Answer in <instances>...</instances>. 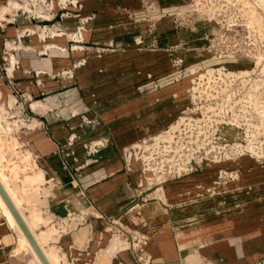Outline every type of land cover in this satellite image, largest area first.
I'll use <instances>...</instances> for the list:
<instances>
[{
    "label": "crops",
    "instance_id": "crops-1",
    "mask_svg": "<svg viewBox=\"0 0 264 264\" xmlns=\"http://www.w3.org/2000/svg\"><path fill=\"white\" fill-rule=\"evenodd\" d=\"M81 1L91 17L82 49L37 35L13 47L31 22L0 17V180L51 264H264V160L201 166L148 199L137 193L139 163L125 165V146L168 127L183 105L162 90L164 78L140 84L144 74H123L153 53L97 50L133 44L145 13L189 0ZM76 20L58 16L56 26ZM78 59L87 62L62 78ZM23 235L0 195V264H43Z\"/></svg>",
    "mask_w": 264,
    "mask_h": 264
},
{
    "label": "rangeland",
    "instance_id": "rangeland-1",
    "mask_svg": "<svg viewBox=\"0 0 264 264\" xmlns=\"http://www.w3.org/2000/svg\"><path fill=\"white\" fill-rule=\"evenodd\" d=\"M3 8L11 11L7 4ZM156 9L145 13L146 32L136 34L133 44L100 45V56L130 45L155 55L149 63L126 64L123 74H144L140 84L164 78L162 90L176 92L183 106L165 129L175 132L173 147L203 154L193 165L243 155L264 160V0H189ZM86 62L73 61L61 77H75L70 70ZM155 65L162 68L157 75Z\"/></svg>",
    "mask_w": 264,
    "mask_h": 264
},
{
    "label": "built area",
    "instance_id": "built-area-1",
    "mask_svg": "<svg viewBox=\"0 0 264 264\" xmlns=\"http://www.w3.org/2000/svg\"><path fill=\"white\" fill-rule=\"evenodd\" d=\"M7 6L11 11H3L0 17L3 21L14 22L19 16L29 21L35 20L21 28L13 40V47L22 44L26 36L37 35L41 41L65 36L69 45L64 49H82L84 47V34L90 21V16L82 15V3L78 0H59V11L54 10V0H8ZM4 9V8H3ZM73 14L76 24L72 29L56 26V18ZM48 47L55 44L48 43ZM63 50V49H62ZM10 67L20 64L18 59L9 58ZM164 129L160 132L143 137L127 146L123 150V157L127 168H131L136 161L140 165L141 178L137 187V193L143 199H148L147 191L159 188L170 179L179 178L199 168L192 161L202 157L199 152H185V146L181 148L172 146V136L175 132ZM200 154V156H199ZM206 154V153H204ZM226 175V173H225Z\"/></svg>",
    "mask_w": 264,
    "mask_h": 264
},
{
    "label": "water",
    "instance_id": "water-1",
    "mask_svg": "<svg viewBox=\"0 0 264 264\" xmlns=\"http://www.w3.org/2000/svg\"><path fill=\"white\" fill-rule=\"evenodd\" d=\"M0 195L5 201L6 205L12 212L14 218L16 219L17 223L19 224L20 228L22 229L23 233L25 234L26 238L30 242L31 246L33 247L35 253L41 260L43 264H51L48 257L44 253L42 247L40 246L39 242L37 241L36 237L34 236L32 230L28 226L27 222L25 221L23 215L19 211L18 207L14 203L13 199L7 192L6 188L4 187L3 183L0 180Z\"/></svg>",
    "mask_w": 264,
    "mask_h": 264
},
{
    "label": "bare ground",
    "instance_id": "bare-ground-1",
    "mask_svg": "<svg viewBox=\"0 0 264 264\" xmlns=\"http://www.w3.org/2000/svg\"><path fill=\"white\" fill-rule=\"evenodd\" d=\"M3 180V179H2ZM24 236V235H23ZM25 237V236H24ZM25 239H26V237H25ZM27 241H28V239H26Z\"/></svg>",
    "mask_w": 264,
    "mask_h": 264
}]
</instances>
